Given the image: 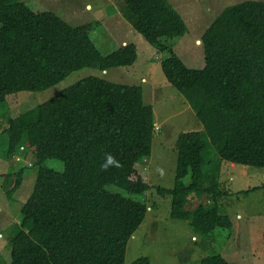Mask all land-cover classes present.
<instances>
[{
  "label": "trees",
  "instance_id": "16d2710c",
  "mask_svg": "<svg viewBox=\"0 0 264 264\" xmlns=\"http://www.w3.org/2000/svg\"><path fill=\"white\" fill-rule=\"evenodd\" d=\"M122 1L120 13L131 28L168 54L162 73L203 126L177 137L173 188L158 187L157 193L170 198V218L186 221L194 233L209 238L217 229L230 230L219 203L227 194L206 176L205 152L210 144L223 161L264 168V0L219 13L201 36L202 69L186 67L174 51L171 41L184 37L187 28L168 0ZM91 28L72 27L20 0H0V104L19 92L46 90L84 68L133 66L135 44L102 55ZM154 130L153 110L140 87L98 77L78 81L15 117L7 109L0 119V159L16 156L20 163L31 152L36 168L7 264H124L127 243L149 208L150 187L140 163L151 154ZM109 156L114 163L107 164ZM48 160L61 162L62 171L47 167ZM15 172L9 198L20 187L24 168ZM112 186L128 196L108 189ZM192 194L204 200L188 211ZM130 264L150 261L142 257ZM200 264L237 263L217 254Z\"/></svg>",
  "mask_w": 264,
  "mask_h": 264
},
{
  "label": "rangeland",
  "instance_id": "374dc122",
  "mask_svg": "<svg viewBox=\"0 0 264 264\" xmlns=\"http://www.w3.org/2000/svg\"><path fill=\"white\" fill-rule=\"evenodd\" d=\"M33 11L55 13L72 27L91 25L90 37L102 55L118 50L120 37H126L136 46L137 59L129 68H112L105 72L84 68L65 77L58 84L39 92H19L6 98L0 104V119L9 115L15 117L58 95L64 89L88 77H98L109 82L138 86L142 89L143 101L150 105L154 115V134L151 154L140 165L146 177L149 190L145 195L148 205L142 224L129 239L124 264L138 258L147 257L150 264H200L208 256L220 254L229 263L264 264V251L260 230L264 224V168L239 165L223 161L209 144L205 152L206 176L215 178L227 196L222 198L220 212L227 215L233 229H217L209 238L202 237L192 230L186 221L170 218L171 200L161 197L157 188L171 189L177 165L175 144L181 133L203 131L187 100L165 79L161 62L168 57L159 52L145 39L131 29L115 30L113 21L121 16L122 0H20ZM171 6L179 2L191 6L195 12L204 13L203 23L184 20L187 32L181 39L171 41L174 51L184 65L190 69L204 67V49L197 43L210 23L226 7L245 1L260 0H168ZM174 1V2H173ZM89 6V7H87ZM208 9V10H207ZM186 21V22H185ZM132 30V33H129ZM142 79L145 81L142 82ZM5 126L2 123V127ZM28 150V149H27ZM13 157L9 161L0 159V263L10 261L11 237L20 229V210L30 197L36 179L33 155L28 152L23 161ZM31 166V167H30ZM47 167L62 171V163L48 160ZM24 168L20 187L9 198L6 190L13 187L15 171ZM211 179V178H210ZM209 185V182H206ZM261 187L244 195L243 192ZM116 193L128 196L115 187H108ZM137 200L136 196H131ZM188 211H193L203 200L201 196H189ZM246 232L252 234L246 236ZM195 237V239H193ZM252 249V259L242 253Z\"/></svg>",
  "mask_w": 264,
  "mask_h": 264
},
{
  "label": "crops",
  "instance_id": "0c3cea01",
  "mask_svg": "<svg viewBox=\"0 0 264 264\" xmlns=\"http://www.w3.org/2000/svg\"><path fill=\"white\" fill-rule=\"evenodd\" d=\"M174 2V1H173ZM168 3H169V1H168ZM170 4V3H169ZM171 5V4H170ZM87 7H89V6H87ZM177 12H178V14L182 17V19H183V21L184 20H188V21H191V20H193V17H194V19H195V21H196V25H200V24H202L203 23V20H204V18H205V15H204V13H201V12H195L193 9L194 8H192L191 6H183V5H181L179 2H177V3H174V5L172 6ZM208 10V9H207ZM193 17H192V16ZM126 20L122 17V15L119 17V18H116L114 21H113V23H115V27H114V29L115 30H118V31H122L123 29L124 30H128V28L126 27V22H125ZM186 22V21H185ZM128 23V22H127ZM212 23V22H211ZM210 23V24H211ZM210 26V25H209ZM208 26V27H209ZM207 27V28H208ZM132 29V28H131ZM133 30V29H132ZM132 30L129 32V33H132ZM134 31V30H133ZM135 32V31H134ZM197 43H198V40L196 41ZM118 43H119V45L120 46H125L126 44H128V43H132V42H129V40L128 39H126V37H120L119 39H118ZM134 44V43H133ZM177 55V54H176ZM143 81H145V79H142V82ZM233 223H232V229H233ZM262 232H263V226H262V229L260 230V234L262 235ZM249 235V237H251V235L252 234H250V233H247L246 232V236H248ZM193 239H195V237H193ZM252 249L250 248L249 250H246V253L245 254H243L242 253V257H241V260H244L243 258H244V256L246 255V257H248V258H251L252 259V255H253V253H252ZM229 255V253L228 252H226L225 251V254H224V259H225V257L226 256H228ZM226 260V259H225ZM227 261V260H226ZM247 262H248V260L246 261V264H247Z\"/></svg>",
  "mask_w": 264,
  "mask_h": 264
},
{
  "label": "clouds",
  "instance_id": "9594fccd",
  "mask_svg": "<svg viewBox=\"0 0 264 264\" xmlns=\"http://www.w3.org/2000/svg\"><path fill=\"white\" fill-rule=\"evenodd\" d=\"M114 163V161L112 160V158L109 156L107 159V164H112ZM107 164L105 165V167H107Z\"/></svg>",
  "mask_w": 264,
  "mask_h": 264
},
{
  "label": "water",
  "instance_id": "95a60500",
  "mask_svg": "<svg viewBox=\"0 0 264 264\" xmlns=\"http://www.w3.org/2000/svg\"><path fill=\"white\" fill-rule=\"evenodd\" d=\"M198 43H200V42L198 41Z\"/></svg>",
  "mask_w": 264,
  "mask_h": 264
}]
</instances>
